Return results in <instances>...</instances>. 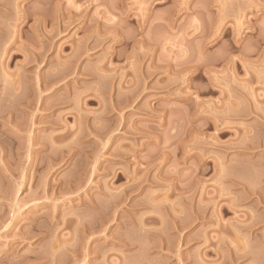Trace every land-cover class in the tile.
Masks as SVG:
<instances>
[{"label": "rangeland", "instance_id": "1", "mask_svg": "<svg viewBox=\"0 0 264 264\" xmlns=\"http://www.w3.org/2000/svg\"><path fill=\"white\" fill-rule=\"evenodd\" d=\"M0 264H264V0H0Z\"/></svg>", "mask_w": 264, "mask_h": 264}]
</instances>
